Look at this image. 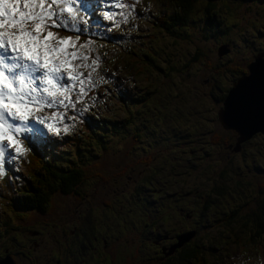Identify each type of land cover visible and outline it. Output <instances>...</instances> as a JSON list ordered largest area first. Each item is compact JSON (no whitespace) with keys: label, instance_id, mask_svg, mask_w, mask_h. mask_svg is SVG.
Here are the masks:
<instances>
[{"label":"rangeland","instance_id":"rangeland-1","mask_svg":"<svg viewBox=\"0 0 264 264\" xmlns=\"http://www.w3.org/2000/svg\"><path fill=\"white\" fill-rule=\"evenodd\" d=\"M102 7L100 5L98 9ZM171 11H175V7L170 2L164 0H138L135 11L129 16L128 22L122 26V29L114 30L105 35L108 39L93 46L94 55H108L109 52H115L111 63H109V65H112L114 72H107L106 76H102L108 77V81L96 73V86L92 90L98 88L99 92L96 94L97 98L92 99V102H95L93 104L94 108L88 109L82 115L84 118L89 117L85 126L88 130L89 126L93 131L96 130V127L101 129V135L97 136L100 141L94 140V146L88 144L78 146L69 152L61 151L64 152L62 154L58 152L60 155L59 161L63 159V161H68V164L76 159L78 153V159L82 161L80 164L86 168V171L80 166V169L83 170L80 176L82 186H76L75 189L81 193V197L82 195H88L84 198L86 201L81 204L82 201L78 196H63L61 193H54L49 214L39 221L50 222L52 219L57 218L56 223L59 225H57V230L65 224L75 223L73 224L74 230L67 233L68 237H71L69 241L79 239L80 234L84 238L89 236L95 242L100 240L97 248L98 251L104 252L114 244V239L117 236L115 232L119 229L117 226H120V224L126 226L123 231L124 238L127 236L132 239L137 237L136 231L140 229L144 219V216H140V211L137 209L142 192L130 196L126 191L128 185L124 177H114V181L109 180L107 177L105 180V173L111 169H117L123 163L124 165L119 169H122L128 175H133L139 168H147L157 163V160L168 157L171 162L164 161L162 168L170 167L168 165L173 162L177 170H180L182 166L184 170H188L187 180L194 182L195 186L199 187L198 192L208 184L206 180L208 175L205 171L214 169L215 173L218 172L216 170L218 165H215V160L212 157L206 158L202 162H196L194 169L189 165H185L186 155L189 153L188 148H192V145H189L185 139H179L177 133L188 131V128L191 130L192 126H202L205 116H214L212 112L216 109L217 103L208 94V91L215 87L212 92L222 94V90L227 88L231 81L236 78L231 73V69L238 67L246 73L245 64L251 60V56L255 52L264 49V0H192L184 24L173 25L171 28H167L166 31L157 27L154 20L156 19L155 16ZM213 21L216 22V26L212 25ZM223 44L228 45L229 53L217 57L216 48ZM195 49L199 53L192 60L191 56H194L193 51ZM131 53L135 56H131ZM147 54L148 56H146ZM116 57L121 61L120 63L114 61ZM128 57H131L133 61L138 59L139 62L150 59L158 69H148L149 74H145V77L141 79L140 76L136 75L134 64L131 61L128 62ZM126 68L130 70L128 74L125 72ZM126 75L132 78L131 82L124 80V78H129ZM205 79H208L209 82ZM113 86L116 87L113 90L120 93L119 99L115 98V92H112L109 96L101 92V90ZM142 92L149 93L147 99L140 98ZM202 97L203 100H201ZM126 99L130 101L125 104ZM103 119L110 120V123L118 121L116 128L118 131L106 130L103 124L101 127L99 125L93 126L94 122L102 123ZM212 122L213 119L209 124ZM80 129L83 130V126ZM200 136L198 135V138ZM197 141L200 142L199 139ZM87 142L92 143L93 140ZM97 144L108 145L112 148L117 147L121 150L130 146L133 151L126 150L125 152L133 154L124 155L121 161L114 164L111 161H105V159L112 160L113 157L118 156L110 155L111 152L100 149ZM154 145L162 149L157 151L158 155L151 159L154 151H146V149H151ZM43 148L45 147L43 146ZM136 148H142L143 151L140 152ZM143 156L144 162H148L146 166H143V162L140 160ZM94 162L99 163L98 167H95V171L93 168ZM226 165V168L229 169L227 172L231 175L236 173L240 176L242 172L243 182H249L250 187L243 185L242 189L247 187V190L235 197L230 192L234 190V185L228 190L234 178L231 179L229 186L225 189L229 194L222 193L221 198L216 199L215 204L203 211V218L200 217L199 222H197L202 227L206 216L219 218L223 215L219 214L217 216L219 211L228 213L232 210L235 211L228 224L217 221L210 229L200 232L201 236L196 242H204L205 246L211 238L218 239V234H221L223 239L225 238L226 231L220 230V228L226 230V228L234 226L237 231L239 230L236 234L240 235L242 228L247 229L246 226H241V223L248 219L249 215L253 216V212L264 214V212H261L264 210L260 208L264 204V134L254 137L245 146L242 153H234V156H230L226 161ZM97 173L100 175L99 180H97ZM135 175L137 177L140 173ZM233 177H235V174ZM168 179L170 180V177ZM181 179V177L178 178L176 186L182 187ZM136 188L140 189L138 185ZM170 188L174 187L170 186ZM207 189L208 186L199 194L207 193L203 192ZM119 196L121 200L117 201ZM194 200L198 201L197 195ZM220 203L224 205L220 206ZM159 210V214L165 215L162 212L161 204H159ZM89 213L92 214L91 224L95 226L94 234H91L90 222L86 218ZM36 214L35 212L30 213V216L36 217ZM147 214L153 217L156 211L153 209ZM28 215L27 212H22V217L27 218ZM131 221L138 223L139 227L134 230L135 226ZM25 222L28 221L25 220ZM8 224H11L8 227L14 228L12 230L13 235L17 237L30 235L31 239L25 241L18 238L19 245L15 241L8 240L6 245L9 230L7 227H1L3 240L0 242V252L2 251V254L4 252L3 248L7 246L6 252L8 251L14 260H20L21 251H26L27 247L30 246L28 243L31 241L32 252H29V256L36 257L40 253L43 255L40 261L49 264L50 255L48 254L52 246L49 244L43 247L44 232L40 238L36 239V232L32 230V225L28 224L25 231L23 228H15L13 220ZM34 227L37 228L38 226L35 225ZM62 230L65 231L64 228ZM29 232H32V234H29ZM144 234L143 231L142 238L146 239ZM202 237H205V239L202 240ZM223 239L220 240L224 245L221 254H218V252L222 247H210L213 253L220 256L221 263L226 264V262H231L229 257L234 253L238 255V252L232 247L234 245L225 246L223 242L225 240ZM236 240L246 241L247 246L242 247L241 256H235L233 260L242 259L239 264H264V255H260V252H258L261 247L260 241L251 244L248 241L247 234ZM32 243L35 246H32ZM123 244L125 249L131 248V244L127 240H124ZM146 245L150 255V250H153L154 247L148 242H146ZM253 245L255 246L254 249H252ZM135 246L138 248L136 253L138 259L135 263L131 262L130 255L126 253V255H122V260L112 261L111 264H140L139 260L145 262L152 260L148 255L141 252V249H143L142 242H140L139 247L135 242ZM65 248V246L58 247L56 254L59 255V259H63L65 264H68V261L64 258L67 253L59 252ZM110 252L114 253L113 251ZM93 254H95V250H93ZM211 255L207 254L204 262L200 263L214 264L215 261L211 260ZM74 259V256L70 255L72 262H74ZM108 259L109 257H106L103 262L108 263ZM248 259L255 261L249 263ZM50 260L51 264L55 263L53 258ZM90 260L91 263H95L92 258Z\"/></svg>","mask_w":264,"mask_h":264},{"label":"snow or ice","instance_id":"snow-or-ice-1","mask_svg":"<svg viewBox=\"0 0 264 264\" xmlns=\"http://www.w3.org/2000/svg\"><path fill=\"white\" fill-rule=\"evenodd\" d=\"M137 2L116 0L115 6L122 11L109 8L104 18L116 21L117 26L127 23ZM98 4L99 0H0V177L7 174L6 156L10 163L26 153L24 141L33 148L35 142L47 137L45 128L59 134L60 127L48 122L52 117L41 115L45 108L57 110L53 114L55 124H63L65 132L69 128L64 124L68 110L75 112L69 119L86 111L77 110L76 105L83 103L96 86L93 74L100 58L91 55L90 42L80 44L79 39L89 32L87 25L101 26L95 16ZM81 12L92 17L91 21L83 20ZM117 16L121 19L116 20ZM58 29L70 34L61 36L55 31ZM251 83L241 81L233 96L248 89ZM232 111L230 102L226 114ZM245 115H254L250 105ZM9 149H15V155Z\"/></svg>","mask_w":264,"mask_h":264},{"label":"flooded vegetation","instance_id":"flooded-vegetation-1","mask_svg":"<svg viewBox=\"0 0 264 264\" xmlns=\"http://www.w3.org/2000/svg\"><path fill=\"white\" fill-rule=\"evenodd\" d=\"M232 81L230 85L222 90L223 95L220 101H216L217 106L216 109L212 112V115L214 116L210 117V115L205 116V119L203 121L202 126H197L188 128V131L180 132L177 133V136L179 139H185L187 140L189 145H192V148H188V154L187 159H185V165H189L194 169L196 162H202L206 158L212 157L215 161H217L219 164L216 168L219 172L222 171L224 166L226 165V161L229 159L230 156H234V153L239 154L244 151L245 146L251 142V140L256 137L257 135H263L261 133H255L251 137H249L247 140L236 144L237 141V134L235 131L231 129H224L221 127L217 120V111L221 108L222 101L225 97L227 89L231 86ZM215 87H212L210 91H208V94L214 99V95L217 93H213L212 89ZM219 95V94H217ZM211 114V113H210ZM213 119V122L209 124V122ZM198 135H201L198 138ZM228 140H232V149L231 151L229 150L228 152H221L220 151V145L224 144L226 141V138ZM197 139L200 140V142L197 141ZM174 140V139H172ZM124 145V144H122ZM99 148L102 150H106L111 152L110 155L118 156V157H113L112 160L105 159L107 162H112L116 163L121 161L123 159L124 155H131L133 153H127L125 152L126 150L128 151H133L132 147H124L123 150L117 147H109L108 145H103V144H98ZM108 146V147H107ZM195 146V147H193ZM204 146L209 147V150H203L202 148ZM138 151L142 152L143 149L136 148ZM162 148L157 147L156 145L153 146L151 149H146L147 150H152L153 155L151 159L155 156L158 155L157 151L161 150ZM150 153V152H149ZM147 153V154H149ZM145 154V153H144ZM193 157V158H192ZM104 159V158H103ZM102 159V160H103ZM147 159V158H146ZM142 160L143 166L148 165V162H144V156L140 158ZM164 161H170L171 160L168 157H163L159 160H157V163L147 167V168H139V170L133 174V175H128L124 173L122 169H119L122 165H120L117 169H111L107 173H105V180L107 177L109 180L114 181V177L121 178L124 177L125 180H127V185L128 189L126 191L130 196H135L139 193L142 192V197L139 200L137 204V209L140 211V216H144L143 222L140 225V229L136 231L137 237L136 238H131L127 236L124 238V228L126 227L124 224H120L117 232L115 234L117 235L114 239V244L111 245V248L108 247L104 252L103 251H98L97 245L100 244V240L95 242L92 240L89 236L87 238H84L82 234H80V237H82L85 242L80 241V238L77 240L69 241L67 233L71 230H74L73 224L75 223H69L65 224L63 226H60L59 229L57 230V223L56 219H52L50 222L47 221H42L39 222L41 218L47 217L49 214V209L53 201V196L50 199V204L46 205V207L43 209L42 212L38 211H33V210H27V213L29 214L26 217H16L13 219L14 221V227L15 228H23L26 231V228L28 224L32 225V230L36 232V236L38 238L41 237L42 233L44 232L45 238H44V246L46 247L47 245L51 244L52 249L50 250L49 256V264H51V258L55 260V263L53 264H65L63 259H59V255L56 254V250L60 246H65V249H61L59 252H66L67 254L64 256L65 260L68 261V264H93L91 263V258L95 261L94 264H105L103 260L106 257H109L108 263L106 264H111L112 261H118L122 260L123 256L128 253L131 258V262L135 263L137 261V247L135 246V242L137 243L138 247L140 242L143 243V249H141V252L143 254H146L151 258V261L145 262L142 260H139L140 264H178L177 263V257L178 255L182 252V255L193 252L196 248L200 251L201 248H203L204 242H196V240L201 236L200 232L205 231L207 229H210L211 226L218 222H224L226 223L228 218L227 215H233L234 210L230 211L228 214H223L219 216V218H210L209 216L205 217V222L203 224V227L197 223L200 220V217L203 216V211L205 209H208L209 207L212 206L213 203H207L203 204L202 201V195L199 194L198 188L196 187L194 182L188 181L187 176H188V170H184V168L181 166L180 170L176 169V166H174V162L170 163L168 168H162V163ZM82 161L79 160V163ZM139 162V160H138ZM156 162V161H154ZM129 163V162H125ZM231 161L229 162V164ZM97 162L93 163V168L95 171V167H98ZM181 165V164H180ZM130 166V165H129ZM128 166V167H129ZM84 171H86V168H82ZM82 170V172H83ZM141 170V171H140ZM251 170V169H250ZM173 172L175 176V180L170 181L172 178L170 173ZM139 176L136 177L135 174H139ZM242 174V172H241ZM100 175L97 173V180H99ZM132 176V177H131ZM170 177V180L168 179ZM181 177V183L182 187L176 186L178 184V178ZM238 177V175H237ZM209 181V180H207ZM79 183V182H78ZM209 184V183H208ZM205 185L202 187L201 190H205V187L208 186ZM138 185L139 188H136ZM245 185L247 187H250L249 182L246 184L240 183L233 191H230L232 194L235 195V197L238 196V194L244 193L247 190V187H244L242 189V186ZM76 186H82L80 183L73 186L72 190L68 193H61L63 196H78L80 200L82 201L81 204H83L86 200L84 199L87 195H82L81 193L75 189ZM118 186V184H116ZM170 186H173L174 188H170ZM87 187V186H86ZM30 191H25L23 194L26 197L29 196ZM125 194V193H123ZM126 195V194H125ZM197 195L198 201L194 200V197ZM218 200V197H217ZM217 200L215 202H217ZM222 203V202H221ZM220 206H223L224 204H221ZM159 204H161V209L162 212L165 215L159 214ZM215 204V203H214ZM153 209L156 211V214L152 217L148 215L147 213L150 211H153ZM157 210L159 211L157 213ZM66 211V210H65ZM130 211V210H128ZM37 213L36 217H31L30 213ZM40 213V214H38ZM76 214V213H75ZM130 214V212H129ZM219 215V212L218 214ZM203 218V217H202ZM27 220L28 222H25ZM131 223L135 226L134 230L139 227L138 223H134L131 221ZM37 225L38 227L35 228L34 226ZM49 225V226H48ZM48 226V227H47ZM59 226V225H58ZM131 226V224H130ZM95 226L92 225L91 228V234H94V228ZM132 227V226H131ZM65 229L62 230V229ZM220 230H224L220 228ZM0 231L1 227H0ZM144 231V237L142 238V233ZM218 231V230H217ZM191 232V236L185 241L180 247L173 249L172 252L168 255V249L176 243L177 237L179 235L185 234ZM29 234H32V232H29ZM218 239L221 240L223 237L221 234L217 235ZM21 238L25 241H28L31 239L30 235L26 236H21L17 237L14 235L12 237V241H15L17 245H19V239ZM150 239V240H147ZM202 240L205 239V237L201 238ZM241 239V238H240ZM10 240V239H9ZM71 240V239H70ZM127 240L131 244L130 249H125L123 241ZM238 243L241 242V240H236ZM146 242H148L151 246L154 247L153 250L151 251V254H148L147 251V245ZM8 243V242H7ZM30 244L29 247H27L26 251H21V259H13L15 264H45L42 263L40 260L43 258L42 254L38 253L35 256H29V252H32L31 250V241L28 243ZM32 246H35L34 243H32ZM113 251L114 253L109 251ZM4 251L7 250V246L3 248ZM93 250H95V254H93ZM68 251V252H67ZM195 252V251H194ZM70 255L74 256V262L70 260ZM111 256H114L113 258ZM122 256V257H120ZM38 259V260H37ZM128 261V259H127ZM80 262V263H79ZM129 262V261H128ZM189 262V261H188Z\"/></svg>","mask_w":264,"mask_h":264},{"label":"trees","instance_id":"trees-1","mask_svg":"<svg viewBox=\"0 0 264 264\" xmlns=\"http://www.w3.org/2000/svg\"><path fill=\"white\" fill-rule=\"evenodd\" d=\"M164 1L172 3L175 7V11L163 13V14L157 16L156 17L157 18L156 26L163 29L164 31H166L167 28L169 29L173 25L184 24V22H186V17H187L186 15H187V12L190 8V4H191L192 0H164ZM211 20H212V18H211ZM212 25L216 26V22L213 21ZM58 32L61 36L69 35L67 32H65L63 30H59ZM97 41H99V40H97ZM227 47H228V45H227ZM113 53H110L109 56L106 54L104 57H102V58H104V60L103 61L100 60L99 67H98L100 72L105 67H108V70L110 72L114 71L113 68L111 67V65H108L109 61L112 60ZM198 53H199V51L197 49H195L193 51L194 56H191V59L193 60L194 57ZM148 54L146 56H148ZM131 56H135V55L133 53H131ZM136 58H138V56H136ZM127 59H128V62L131 61L134 64V70L137 73L136 75L140 76L141 79H142V77H145V74H149L148 69H150V68L158 69L156 67V65H154L152 60H150V59H145L142 62H139L138 59L133 61L131 59V57H128ZM129 71L130 70L128 68L125 69V72L127 74L129 73ZM231 71H232L231 73L234 74L233 76H235L236 78L242 74H245V71L243 69L241 70V68H238V67L234 68L233 70L231 69ZM126 76H128V75H126ZM128 77H130V76H128ZM235 79H233L232 81H234ZM205 80L207 82H209L208 79H205ZM153 91L156 92L155 89H153ZM112 92H115V94H116L115 98L120 97V95L118 96V93L113 90V87L108 88L106 90V95L109 96V94H111ZM149 92H151V91H149ZM148 94H149L148 92H142L140 94L141 95L140 98L141 99H147ZM90 96L92 98H95V95H90ZM222 96L223 95L215 94L214 95L215 101H220ZM72 97H75V96L73 95ZM203 99L204 98L202 97L201 100H203ZM106 124H108V123L105 122V125ZM83 127H84V129L81 131V134L67 136L65 138V140L61 141V143H65V145H66L65 148L71 147V149L72 148L75 149L78 146H84V145H88V144H93V146L95 145L94 140H96V138L91 134V131L88 130L87 127H85V124H83ZM112 128H113V130L116 129L115 126H112ZM228 138L229 137L226 138V141L224 144L220 145V151L221 152H223V151L228 152L229 150L231 151L232 146H233L232 140H228ZM89 140L90 141L93 140V142L92 143L87 142ZM54 145H56V144H54ZM202 149L203 150H209L210 148L207 146H204ZM78 157H79V155H76V159L73 160L74 166L68 165V168L66 170L59 172V171H55V170L51 169V164L57 165L59 163V161L56 158H48L47 160H44V158H42L39 153H35V154L29 153V155L26 157L27 160H26L24 166L21 168L20 174L22 176L21 175L20 176L26 179V187H28V191H30L29 192L30 197H27V199H22V201L19 203V207L29 209V210H33V211L35 210L38 212H42L43 209L46 207V205H49L51 203L50 199L52 198L54 193H56V192H58V193L70 192L72 190L73 186L77 185L78 182L79 183L81 182L80 176L82 174V170L80 169V166L83 167V165L79 163ZM218 164L219 163L217 161H215V165L217 166ZM226 167H227V165L224 166V168L222 169L221 172L218 171L217 173H215L214 169L205 171L206 174L208 175V176H206V180H209L208 181L209 184H208V189L206 191H203V192H207V193H204L202 195L203 204L210 203V201H211V203L214 204L217 197H218V199L221 198L220 195L222 193L223 194H229L225 189L229 186L230 181L233 178L234 179L232 181V184L228 188V190H230L233 185L236 188L238 185H240V183L246 184V182L245 183L243 182V175L242 174H240V176L237 177V174L233 173V175L235 174V177H233V175H231L229 172H227L229 169ZM56 174H58V175H56ZM169 176H171V178H172L170 181L175 180V176H174L173 172H171ZM4 184H5L6 190H8L9 189L8 183L5 182ZM125 197H127V196L125 195ZM7 200H8L7 198H2V200H0V209H2V210H6L7 208L10 209L11 206L9 205ZM120 200H121L120 196L117 197V201H120ZM120 204H122V203H120ZM263 207H264V204L260 207L261 210H264ZM253 211H256V210H253ZM261 212L263 213L264 211H261ZM219 214H228V212L219 211ZM252 214H253V216L249 215L248 219H245L241 223V226H246L247 229L244 230L242 228L240 235L236 234L239 230L237 231L236 230L237 228H235L234 226L233 227L230 226V227L226 228V230H223V231H226V236H228V237L225 236V238H224V239H226L225 240L226 242H228L229 244L232 243L233 245L238 244V241L236 242V239H240L242 237V235L247 234L248 241L251 244L254 243L253 240H255L256 242L260 241L261 247L264 248V214H258L256 212H253ZM232 216L230 214L227 215V218H228V220L226 222L227 224L232 219L231 218ZM86 218H87L88 222H90V226L92 228V224H91L92 214L91 213L87 214ZM10 240H12V238H10ZM80 241L85 242V240L82 237H80ZM239 245H240L239 247H245L247 245V242L246 241L242 242ZM194 251L187 253V254H184V255H182V252H181L177 257V263L178 264H186L188 261H192V262H196L197 264H199L200 262H202L203 252L198 250L197 248Z\"/></svg>","mask_w":264,"mask_h":264},{"label":"water","instance_id":"water-1","mask_svg":"<svg viewBox=\"0 0 264 264\" xmlns=\"http://www.w3.org/2000/svg\"><path fill=\"white\" fill-rule=\"evenodd\" d=\"M227 53L228 48L224 44L216 48L217 57ZM245 70L246 73L237 77L227 89L221 108L217 111V120L221 127L236 132V144L247 140L255 133H264V51L252 55L251 60L245 65ZM244 80L252 82L250 87L234 97L233 93L237 85ZM230 102L233 111L226 114ZM249 105L254 112L251 118L245 115ZM187 237L188 235L185 237L179 236L172 247H179L186 241ZM0 264L13 263L8 257H4L0 260Z\"/></svg>","mask_w":264,"mask_h":264}]
</instances>
